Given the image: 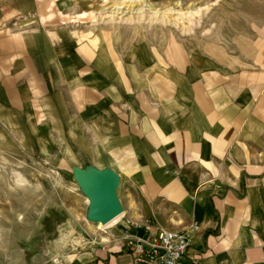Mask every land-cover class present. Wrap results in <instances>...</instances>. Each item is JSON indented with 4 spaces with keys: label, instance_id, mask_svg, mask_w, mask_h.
<instances>
[{
    "label": "crops",
    "instance_id": "0c3cea01",
    "mask_svg": "<svg viewBox=\"0 0 264 264\" xmlns=\"http://www.w3.org/2000/svg\"><path fill=\"white\" fill-rule=\"evenodd\" d=\"M74 1L0 0V129L28 118L40 147L63 130L61 160L114 170L135 223L199 224L179 264H264V44L121 51L66 20ZM36 264L146 263L111 242Z\"/></svg>",
    "mask_w": 264,
    "mask_h": 264
},
{
    "label": "rangeland",
    "instance_id": "374dc122",
    "mask_svg": "<svg viewBox=\"0 0 264 264\" xmlns=\"http://www.w3.org/2000/svg\"><path fill=\"white\" fill-rule=\"evenodd\" d=\"M67 13L75 28L112 40L121 51L184 45L193 54L223 48L229 58L264 44V0H75ZM247 64L235 71L253 69ZM27 119L0 129V264H36L118 237L116 224L104 227L89 218L90 201L73 172L78 163L61 160L65 132L50 131L52 146H37L32 137L46 138L47 132L34 131Z\"/></svg>",
    "mask_w": 264,
    "mask_h": 264
},
{
    "label": "built area",
    "instance_id": "2783aa9c",
    "mask_svg": "<svg viewBox=\"0 0 264 264\" xmlns=\"http://www.w3.org/2000/svg\"><path fill=\"white\" fill-rule=\"evenodd\" d=\"M122 215L115 225L118 237L114 235V239H109L107 243L123 245L135 263L179 264L185 258L196 233L201 230V226L196 223L185 231L155 228L150 223L138 224L124 213ZM140 229H144L143 233H140Z\"/></svg>",
    "mask_w": 264,
    "mask_h": 264
},
{
    "label": "water",
    "instance_id": "95a60500",
    "mask_svg": "<svg viewBox=\"0 0 264 264\" xmlns=\"http://www.w3.org/2000/svg\"><path fill=\"white\" fill-rule=\"evenodd\" d=\"M73 172L90 201L89 218L92 221L108 225L124 213L117 194L120 180L114 170L74 168Z\"/></svg>",
    "mask_w": 264,
    "mask_h": 264
},
{
    "label": "bare ground",
    "instance_id": "6f19581e",
    "mask_svg": "<svg viewBox=\"0 0 264 264\" xmlns=\"http://www.w3.org/2000/svg\"><path fill=\"white\" fill-rule=\"evenodd\" d=\"M122 216H123V215L117 217L115 220H113V221H112L111 223H109L108 225H103V226H104V227H111V226H113L114 224H116V223L120 220V218H121ZM105 242H108V241L106 240Z\"/></svg>",
    "mask_w": 264,
    "mask_h": 264
}]
</instances>
